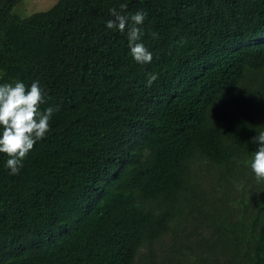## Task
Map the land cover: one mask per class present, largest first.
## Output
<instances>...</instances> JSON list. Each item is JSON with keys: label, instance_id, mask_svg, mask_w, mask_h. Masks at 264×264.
I'll return each mask as SVG.
<instances>
[{"label": "trees", "instance_id": "trees-1", "mask_svg": "<svg viewBox=\"0 0 264 264\" xmlns=\"http://www.w3.org/2000/svg\"><path fill=\"white\" fill-rule=\"evenodd\" d=\"M22 1L0 0V82L39 80L59 110L18 175L0 153V264H136L143 248L149 264H264V182L246 164L264 0H59L28 17ZM112 9L146 13L150 63L106 28Z\"/></svg>", "mask_w": 264, "mask_h": 264}, {"label": "clouds", "instance_id": "clouds-1", "mask_svg": "<svg viewBox=\"0 0 264 264\" xmlns=\"http://www.w3.org/2000/svg\"><path fill=\"white\" fill-rule=\"evenodd\" d=\"M110 14L114 18L106 21V28L126 33L129 54L137 64L150 63L153 59L152 52L142 40L146 13L138 10L125 15L112 9ZM156 79L157 75L150 73L147 78L148 86ZM45 103L44 90L39 80L33 81L30 86L21 80L0 82V153L6 154L4 167L9 175L20 173L30 150L49 132L50 121L59 106L48 105L41 108ZM256 133L252 138L256 150L246 164L256 181L264 182V130Z\"/></svg>", "mask_w": 264, "mask_h": 264}, {"label": "rangeland", "instance_id": "rangeland-1", "mask_svg": "<svg viewBox=\"0 0 264 264\" xmlns=\"http://www.w3.org/2000/svg\"><path fill=\"white\" fill-rule=\"evenodd\" d=\"M59 0H23L17 5L15 12L22 17H28L37 12L47 11L52 8ZM172 239L170 236L165 237L163 245L158 244V259L159 261L169 252L171 249ZM147 253V249H141V253L138 257L136 264H149L148 258L144 256ZM159 264V263H158Z\"/></svg>", "mask_w": 264, "mask_h": 264}]
</instances>
